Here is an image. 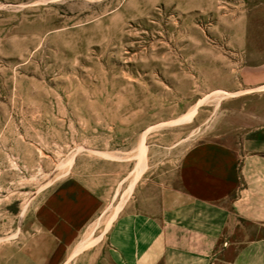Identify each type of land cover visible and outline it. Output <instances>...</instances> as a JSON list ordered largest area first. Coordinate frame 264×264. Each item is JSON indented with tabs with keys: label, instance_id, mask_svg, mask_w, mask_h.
I'll use <instances>...</instances> for the list:
<instances>
[{
	"label": "rangeland",
	"instance_id": "374dc122",
	"mask_svg": "<svg viewBox=\"0 0 264 264\" xmlns=\"http://www.w3.org/2000/svg\"><path fill=\"white\" fill-rule=\"evenodd\" d=\"M222 2L0 0V264H64L79 243L74 258L96 246L68 264H95L138 155L142 176L222 132L207 123L228 97L214 91L246 62ZM77 203L93 212L49 260Z\"/></svg>",
	"mask_w": 264,
	"mask_h": 264
},
{
	"label": "crops",
	"instance_id": "0c3cea01",
	"mask_svg": "<svg viewBox=\"0 0 264 264\" xmlns=\"http://www.w3.org/2000/svg\"><path fill=\"white\" fill-rule=\"evenodd\" d=\"M222 4L221 20L237 22L229 43L243 46L238 56L246 61L214 91L232 95L220 100V116L207 117L222 132L208 134L214 139L190 148L173 167L140 177L111 226L107 255L95 264H264V0ZM86 178L77 181L102 201ZM92 212L83 203L70 206L60 221L74 231L69 238L52 233L49 260ZM83 247L77 244L64 264Z\"/></svg>",
	"mask_w": 264,
	"mask_h": 264
},
{
	"label": "bare ground",
	"instance_id": "6f19581e",
	"mask_svg": "<svg viewBox=\"0 0 264 264\" xmlns=\"http://www.w3.org/2000/svg\"><path fill=\"white\" fill-rule=\"evenodd\" d=\"M223 95H226V96H232V95H229V94H226V93H223ZM229 98V97H228ZM222 99V98H221ZM205 101V100H203ZM201 101V102H203ZM201 102H199V104H201ZM198 104V105H199ZM195 113V112H194ZM194 115V114H193ZM190 117V116H189ZM194 117V116H192ZM192 117H190L192 119ZM184 120V119H183ZM183 120H177L175 122H172L170 124H168L169 126H176V125H179V124H182L183 123ZM186 121V120H185ZM184 121V122H185ZM191 122V121H190ZM189 123V122H187ZM165 125V124H164ZM164 125H160V126H164ZM138 156H140V159H142L141 161L138 162L135 170H134V177L133 179L131 180L130 184H129V187L128 189L126 190V192L124 193V195L122 196V199H121V206H124L126 204V202L128 201V199L131 197L132 193H133V190H134V187L139 179V177L141 176V174L144 172V168H143V164L145 162V156H146V153L143 152V153H140ZM140 166H142V169H140ZM123 208V207H122ZM118 209V208H117ZM117 211V210H116ZM114 219V218H113ZM113 222V221H112ZM110 227V226H109ZM108 227V228H109ZM77 255V253H75L73 256H71V258L67 261L66 264H68L75 256Z\"/></svg>",
	"mask_w": 264,
	"mask_h": 264
}]
</instances>
